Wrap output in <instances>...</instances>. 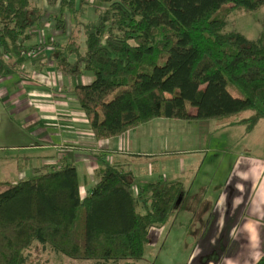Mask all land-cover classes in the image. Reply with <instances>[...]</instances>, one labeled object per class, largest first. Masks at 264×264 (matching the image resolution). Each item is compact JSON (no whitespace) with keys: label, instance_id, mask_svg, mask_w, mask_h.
<instances>
[{"label":"trees","instance_id":"16d2710c","mask_svg":"<svg viewBox=\"0 0 264 264\" xmlns=\"http://www.w3.org/2000/svg\"><path fill=\"white\" fill-rule=\"evenodd\" d=\"M95 1L104 8L84 24L87 0H0V77L19 71L28 51L48 47L62 75L92 76L73 92L98 141L155 119L198 122L251 112L236 122L248 132L264 119V31L257 39L225 31L232 11L258 10L264 0ZM65 13L75 20L73 32ZM45 26L55 42L29 49ZM67 32L70 41L75 33L81 38L73 47L57 41ZM6 185L0 264H35L29 253L36 245L71 260L137 264L151 230L178 214L188 192L182 182L164 180L136 192L130 166L104 162L83 198L77 169L65 160ZM256 264H264V254Z\"/></svg>","mask_w":264,"mask_h":264},{"label":"crops","instance_id":"0c3cea01","mask_svg":"<svg viewBox=\"0 0 264 264\" xmlns=\"http://www.w3.org/2000/svg\"><path fill=\"white\" fill-rule=\"evenodd\" d=\"M57 41L72 47L75 45L70 39L64 41L58 37ZM36 44L34 38L30 45ZM48 45L41 44L40 47ZM30 57L33 58L18 60L19 64L30 62V73L24 72V75L30 74V79L17 75L15 71L3 83L0 82L5 83L6 104H15L17 114L25 111L29 118L23 125H10L12 132L4 130V134L28 140L21 145L7 146L26 154L11 159L16 162L18 172L30 169L32 175L35 169L46 164L55 166L59 164L57 161L73 164L83 198L90 195L98 183L104 162L130 166L135 175L136 192L159 180L179 181L191 190L196 187L202 172H216V168L209 167L206 162L200 163L196 156L211 135L227 132L229 136L225 137L229 141L234 140L230 136L236 134L241 137L240 141L248 137H256L253 139L255 143L263 140L264 119L248 132L244 124L236 123L247 118L240 117L221 126L211 124L218 120L155 119L121 137L98 141L73 92L76 86L89 84L92 76L62 75L55 68L53 52L48 47L40 54L33 52ZM181 125H187L186 133L178 135ZM260 148L255 145L253 150H244L243 153L241 149L237 150L241 152L231 158L228 170L224 172L226 189H220L211 205L208 235L203 240L195 239L196 245L188 264H256L264 254V151ZM220 172L218 169L215 179Z\"/></svg>","mask_w":264,"mask_h":264},{"label":"rangeland","instance_id":"374dc122","mask_svg":"<svg viewBox=\"0 0 264 264\" xmlns=\"http://www.w3.org/2000/svg\"><path fill=\"white\" fill-rule=\"evenodd\" d=\"M90 4L87 6V12L83 15L81 21L85 24L88 21H96L98 19V11L96 7L104 8L102 4L95 0H87ZM41 5L51 13L58 12V7L51 8L42 2ZM66 14V15H65ZM66 20L68 21V31L71 32L73 25L75 26V20L72 19L65 13ZM226 28L227 32H239L246 36L248 39H257L260 34L264 31V5L255 11H245V10H234L226 18ZM38 31L34 37L37 44L30 45L28 43V48L33 47V49L38 45H46L55 42V37L50 35V28L45 26V28ZM69 32L62 36L61 39L67 41L70 37ZM73 32V28H72ZM75 39L73 41H80L81 38H77V33H75ZM32 54V53H31ZM30 51L27 52L25 57L29 60L31 56ZM27 64V65H26ZM23 64H19L20 69L17 75H22L27 79H30V74L24 75V72L30 73V62L26 61ZM23 70V71H21ZM9 77L1 76L0 82L3 83ZM19 78V77H18ZM33 79V78H32ZM0 83V192L7 188L6 182L14 183L32 175L30 169H25L22 172H18L16 169V162L11 158L22 157L23 152L14 151L8 149L7 146L11 145H21L28 140L18 138L16 136H9L4 134L6 132H12L10 125L18 124L23 125V123H28L27 119L28 113L21 112L17 114L16 105H7L4 96V85ZM230 90L237 96L242 97L241 93L235 89L229 87ZM8 91V88H7ZM9 92V91H8ZM251 112H243L238 116L221 119L214 123L217 126H221L229 120H235L240 117H248ZM10 126V127H9ZM15 126V125H14ZM187 126V125H186ZM186 126L181 125L179 128L178 135L186 133ZM229 133H217L211 135L210 138L206 139L205 145L202 150L196 153V156L201 162H206L209 167L216 168V172H210V170H205L202 172L200 178L198 179L195 188L189 190L187 186V195L183 204L178 211V214L174 216L167 225L162 228L153 229L151 233L152 244H149L146 248L145 256L143 260L139 261L137 264H188L190 261L191 253L196 245L195 239L203 240L206 235H208L207 225L208 218L212 215L211 205L219 193L220 189H226V182L224 179V172H227L231 158L237 157L239 152L244 150H253L255 145H259L260 151H264V135L262 141L255 143L253 139L256 137H248L245 140L240 141L241 137L236 135H231L234 140L229 141ZM260 136V135H258ZM241 151H237L240 150ZM228 154V155H222ZM3 158L4 161H3ZM60 161H57L59 163ZM224 162H226L224 164ZM57 164L56 162H54ZM53 163V164H54ZM34 163L33 165H35ZM54 164V165H55ZM47 165V164H46ZM45 167H48L46 166ZM31 167V166H30ZM44 167V166H42ZM40 167V168H42ZM218 169L221 172L216 176ZM29 175V176H28ZM206 184L205 188L201 189L200 185ZM223 185L222 188L219 186ZM223 191V190H222ZM160 230V231H159ZM163 230V232H162ZM227 240H224L226 242ZM29 256L35 264H111V263H97L94 261H83V260H71L62 255L55 253L49 249H43L41 245H36L30 250ZM218 261L217 258H215ZM123 264V263H118ZM198 264V262H197Z\"/></svg>","mask_w":264,"mask_h":264}]
</instances>
